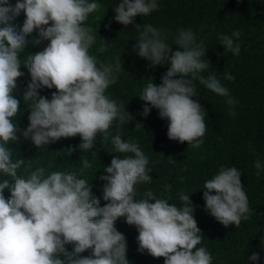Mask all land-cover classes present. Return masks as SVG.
Returning a JSON list of instances; mask_svg holds the SVG:
<instances>
[{
    "label": "clouds",
    "instance_id": "obj_1",
    "mask_svg": "<svg viewBox=\"0 0 264 264\" xmlns=\"http://www.w3.org/2000/svg\"><path fill=\"white\" fill-rule=\"evenodd\" d=\"M99 7L88 0H16L15 5L0 0V172L13 181L0 182V264H129L126 238L115 227L121 217L136 226L138 251L163 257L164 264H212L211 254L204 247L196 248L202 234L189 195L180 194L182 208L156 198L151 191L144 199L135 198V185L152 180L149 160L137 143L127 142L119 134L111 137L114 151L134 155L114 156L110 166L104 167L107 175L100 179L106 181L103 200L108 203L103 207L92 185L75 172L55 171L45 177V169L40 167L26 179L17 175L25 160L13 161L12 150L6 145L18 140L19 130L12 118L20 111V101L13 92L17 79L24 75L19 56L29 43L50 41L42 51L29 54L23 64L31 76L23 100L32 102L29 126L22 131L25 139L39 148L79 135V149L88 151L94 148L97 134L108 141L115 120L126 122L123 106L105 95L116 81L114 71L121 67L120 57L116 69L111 64L97 67L88 52L95 37L92 29L83 25ZM157 8L156 0H121L114 9L115 20L127 26L136 16H147ZM21 12L26 16L22 27L14 23ZM34 30L38 37L26 39ZM240 36L239 31L231 36L222 34L220 44L225 51L239 55L240 44L233 38ZM174 42L176 51L151 25H145L139 34L134 48L138 55L152 66L170 65L159 86L151 82L144 88L139 97L146 102L141 115L147 117L151 110L147 105H151L169 121V139L198 147L206 133L207 113L193 99L198 94L193 81L198 79L206 89L227 97L229 106L236 101L214 74L207 78L200 75L210 67L204 59L207 48L203 42L197 43L190 29L180 30ZM104 50L102 46L100 51ZM224 79L234 77L225 74ZM41 87L56 89L50 100L40 96ZM82 163L83 168L92 167L86 158ZM254 166L259 176L261 161ZM241 175L236 167L221 168L203 186L206 210L225 227H239L250 215ZM5 189L10 198H5ZM68 244L73 245L72 251L65 247ZM89 249L90 256H81ZM249 259L256 261L259 256L254 252Z\"/></svg>",
    "mask_w": 264,
    "mask_h": 264
},
{
    "label": "trees",
    "instance_id": "obj_2",
    "mask_svg": "<svg viewBox=\"0 0 264 264\" xmlns=\"http://www.w3.org/2000/svg\"><path fill=\"white\" fill-rule=\"evenodd\" d=\"M88 2L100 6L88 15L83 25L91 28L95 37L88 52L95 57L97 67L111 64L116 69V58L120 57L121 67L114 71L116 81L106 89L105 95L123 106L126 122L121 124L115 120L108 141L97 134L94 148L88 151L79 149L82 143L79 135L60 138L39 148L25 139L22 131L29 126L32 102L23 100V93L31 81L23 64L29 54L42 51L50 41L42 40L38 45L29 43L19 56L20 71L24 75L17 79V89L13 92L20 101V111L12 118L19 130L18 140L6 145L12 150L13 161L25 160L17 175L26 179L31 171L40 167L45 169V177L55 171L75 172L78 178L92 185V192L103 207L108 203L103 200L106 181L100 179L107 175L104 167L110 166L114 156L123 159L134 155L114 151L111 137L119 134L123 140L137 143L149 160L147 167L151 169L152 180L135 185L137 200L146 198L145 193L151 191L156 198L167 199L170 204L182 208L180 194L189 195L194 207L193 217L202 234L196 248L204 247L212 256V264H264V0H156V10L147 16H136L134 23L127 26L115 20L114 9L121 0ZM9 3L15 5L16 0H9ZM25 19L21 12L14 23L22 27ZM145 25L160 30L161 38L173 51L177 50L174 41L178 32L190 29L197 43L203 42L207 48L204 59L210 62V67L200 75L207 78L214 74L236 101L234 106H229L227 97L206 89L198 79L193 81L198 93L193 99L207 113L204 118L206 133L198 147L169 139V121L161 118L159 110L151 105H147L151 109L147 117L141 115L146 102L139 97L144 88L151 82L159 86L170 67L168 64L152 66L134 49ZM233 31L241 33L238 40L233 38L240 44L239 55L225 51L220 44L219 36H231ZM34 36L38 37V31L34 30L26 39L31 41ZM102 46L104 51H100ZM225 74L234 79H224ZM38 91L40 96L50 100L56 89L41 87ZM233 111L235 114L230 115ZM85 158L92 164L91 168H83ZM257 160L262 163L259 176L254 166ZM231 167L242 174L240 179L250 208L249 218L242 219L239 227H225L218 222L206 210L203 198L205 181L212 179L221 168ZM5 179L13 182L10 176L0 172V182ZM10 195L5 189V198ZM115 227L126 238L129 264H164L163 257L154 258L146 250L138 251V230L127 224L125 217L118 218ZM65 247L73 250L72 244ZM254 252L259 256L256 261L249 259ZM91 254L89 249L81 256Z\"/></svg>",
    "mask_w": 264,
    "mask_h": 264
}]
</instances>
